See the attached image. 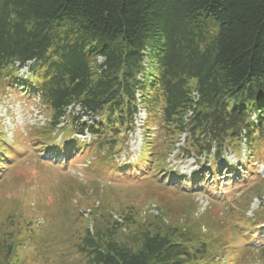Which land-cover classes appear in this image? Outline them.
<instances>
[{
  "label": "trees",
  "instance_id": "16d2710c",
  "mask_svg": "<svg viewBox=\"0 0 264 264\" xmlns=\"http://www.w3.org/2000/svg\"><path fill=\"white\" fill-rule=\"evenodd\" d=\"M0 79L49 110L47 160L88 153L110 171H151L146 151L106 154L142 106L160 130L185 134L199 170L233 169L225 154L264 144V0H0ZM113 233L86 230L76 252L86 264H213L204 241L174 227L144 225L131 246Z\"/></svg>",
  "mask_w": 264,
  "mask_h": 264
},
{
  "label": "rangeland",
  "instance_id": "374dc122",
  "mask_svg": "<svg viewBox=\"0 0 264 264\" xmlns=\"http://www.w3.org/2000/svg\"><path fill=\"white\" fill-rule=\"evenodd\" d=\"M49 119L38 100L20 99L0 79V148L7 153L0 164V264H86L76 252L86 230L103 227L131 246L149 223L204 241L213 264H264V237L256 240L252 225L264 212V144L250 152L241 143L239 155L225 154L233 169L199 170L184 133L146 119L106 154L133 162L146 151L151 171L138 162L128 171L119 161L117 172L88 153L61 164L47 160L41 144L52 131ZM60 133L52 135L60 140ZM5 240L8 255L1 254Z\"/></svg>",
  "mask_w": 264,
  "mask_h": 264
},
{
  "label": "built area",
  "instance_id": "2783aa9c",
  "mask_svg": "<svg viewBox=\"0 0 264 264\" xmlns=\"http://www.w3.org/2000/svg\"><path fill=\"white\" fill-rule=\"evenodd\" d=\"M141 114L139 115V118H140ZM140 120V119H139Z\"/></svg>",
  "mask_w": 264,
  "mask_h": 264
}]
</instances>
